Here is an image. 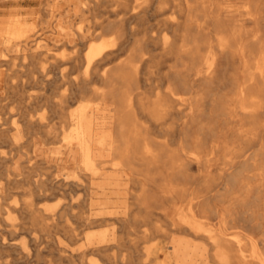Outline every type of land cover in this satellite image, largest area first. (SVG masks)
Returning <instances> with one entry per match:
<instances>
[{
  "label": "bare ground",
  "instance_id": "bare-ground-1",
  "mask_svg": "<svg viewBox=\"0 0 264 264\" xmlns=\"http://www.w3.org/2000/svg\"><path fill=\"white\" fill-rule=\"evenodd\" d=\"M82 1L78 16L84 28L75 30L78 42L71 46L76 53L72 57L64 52L61 58L48 61L53 50L48 43L40 49L41 45L14 40L3 48L1 61L15 53L30 62L48 55L42 59V71L63 66L69 91L52 98L28 95L30 110L50 103L56 107L53 115L35 116L28 111L22 116V127L14 123L8 129L0 124V264H33L44 256H51L54 263L85 264L83 255L88 253H77L81 248L119 253L122 263L127 247L141 254L138 264H151L164 254L173 232L202 241L212 264H264V195H260L264 193V152L242 164L240 155L234 153L223 165L211 163L212 157L218 159L222 135L206 144L201 104L199 100L190 103L187 87L190 79L218 90L224 85L230 93L225 101L230 128H236L243 140L260 135L264 129V0L162 2L159 14L174 9L177 14L163 21L164 28H174L172 39L163 35L152 46L162 51L157 69L173 59L182 68L174 73L176 88L161 82L149 91L137 85L147 52L143 46L138 49V41L129 50L122 28L126 19L137 15L138 0ZM40 4L53 16L52 26L71 2L41 0ZM101 14L106 16L102 19ZM184 26L191 30L189 47L178 44ZM107 32H113L110 39H104ZM150 37L158 38L156 33ZM79 45H85L81 54ZM66 65L68 70L80 69L81 74L66 72ZM76 102H80L79 109H70ZM155 130L172 137L160 141L152 136ZM13 132L16 137H11ZM178 133L176 147L168 150ZM22 134L26 138L20 139ZM30 134L43 138L32 140ZM36 166L41 171L31 174ZM192 166L199 169L195 175L190 172ZM249 167L257 170L254 181L248 177ZM202 173L200 187L191 189L187 184ZM223 180L220 194L215 187ZM25 184L35 190L11 206L8 200L13 191L25 194ZM69 189H81L83 197L70 196L54 206L40 205L37 199L57 194L66 199ZM177 201L180 205L174 208ZM255 202L257 208L251 209ZM185 208L188 217L177 221L173 214ZM244 214L255 216L254 222L239 225ZM94 228H102L103 233L96 236L90 232ZM154 234L161 241L147 242ZM79 238V250L66 249L65 241ZM192 244L184 240L179 248L186 253ZM107 259L117 262L115 257Z\"/></svg>",
  "mask_w": 264,
  "mask_h": 264
},
{
  "label": "rangeland",
  "instance_id": "rangeland-1",
  "mask_svg": "<svg viewBox=\"0 0 264 264\" xmlns=\"http://www.w3.org/2000/svg\"><path fill=\"white\" fill-rule=\"evenodd\" d=\"M57 1H61V0H57ZM67 1L71 2V4L63 8V10L61 9V12L58 15L57 20L53 22L52 26H50L49 23H52L51 20L54 18L47 9L42 8V5L40 4L41 0H2L0 1V12H1L0 13V76H1L0 77V84H1L0 85V88H1L0 89V124H2V127H6L9 129L14 125V123H17L19 127H22L23 125L22 116L23 114H26L28 111L33 113L35 116H40L41 113H44L42 115H45L46 117L53 115L52 113L56 111L55 105L50 104V103H47V105H44L43 107H37L36 109L30 110V108L27 107V100H28L27 97L29 94L36 95V96L43 95V97L45 98H52V97H56L57 95H59V93H66L69 91L68 84L65 81L64 76L62 74L63 69H64L63 66L54 67L52 69L47 68L46 70L42 71L41 67L45 65L43 60L46 56L48 57V55L46 54H41L40 57L34 59L33 62H30L28 60L22 61L20 59L19 53L18 54L15 53L13 55L9 54L7 58H5V61H1L4 46L8 44L9 42H14V40L21 41V43L28 41L30 44L35 45V46L41 45L40 49L42 47L45 48L42 45L45 43H48L47 47H51L53 50H56V52H54L53 50L50 52L48 61L50 60L52 61L55 57L61 58L59 57V55L64 52L67 55V57H72L74 54H76V53L74 54L72 53L73 48L71 46H73V44L75 45V42H78V38L76 36L75 30H78V29L81 30L84 28V22L78 16L79 15L78 12H80L83 1L82 0H67ZM165 1L167 0H164V1L163 0H138L137 15L130 20L126 19L123 22V26H122V28L124 29L123 36H126V38L128 39L127 44H128L129 50L134 49L138 41V49L139 47L143 46L147 52L148 59L141 69V73L138 76L139 82H137V85L140 84L141 89L145 91H149L150 89L154 88L157 84H160L161 82L162 83L164 82L165 83L164 85L169 83L171 84L173 88H176L177 87L175 85L176 82L173 79L174 73L182 68V64L179 63L176 59H173L170 62H168L166 64L167 66H165L164 68L157 69V65L162 59V51L160 49L155 50L153 49L152 46L154 43L159 41L163 35H167L168 37L172 39L174 35V28H171V27L164 28L165 26H164L163 21L165 19H170L172 15L174 16L177 14V10L175 9L172 12L168 11L166 14H159L158 8L160 7V5L163 6L162 2L164 3ZM192 1L193 0H189V2L191 3ZM105 16H106L105 14H101L102 19ZM76 18L79 20H77ZM45 20L47 21L45 22ZM52 27L55 29V32H54V29L53 30L51 29ZM49 29H51L52 31H48ZM136 31H138V34L134 35L133 32H136ZM155 33H156V36H158V38L157 39L153 38L152 40L150 36L152 34L154 35ZM179 33H180V41L178 44L182 43L186 47H189L190 46L189 36L191 35V30L188 27L184 26L180 29ZM112 36H113V32H107L104 35V39H110ZM100 42H101V38L97 40V43H100ZM146 43L147 44L151 43L152 44L151 47H146L147 46L145 45ZM77 47H79L78 53L81 54L82 53L81 51L84 50L85 45H79ZM47 64L48 63H46V65ZM65 67H66L65 68L66 72L72 71V70H68L69 69L68 65H66ZM72 73L73 75H80L81 70L74 69ZM33 77L38 78L37 83L32 82ZM213 86L214 85L212 84H202L201 82H193L192 79L188 81V85H187L190 91V99H189L190 103L193 105L195 101L199 100L201 104V112L203 114V138L206 144H210L211 141L216 139L218 136L222 135V138H221L222 146L220 147L217 153L218 159L215 160L212 157L210 162L215 163V164L219 163L223 165L224 162L228 160L229 155H231V153H234V155H240L239 161L241 162L240 164H242L245 159L251 158L255 154L262 155L264 152V129L261 131L260 135L255 140L241 139L238 133L236 132V128H230L232 126L231 125L232 123L231 121H229V115H228L229 113L227 112L226 105H225L226 98L228 96L230 97V93H228V88L224 87L223 85L218 90V89H215ZM215 90H217L216 91L217 95H216ZM211 96H213L212 99H210ZM214 99L215 101H213ZM223 105H224V108L222 107ZM79 106H80V102L79 103L76 102L71 106L70 109H74V108L79 109ZM208 106L209 107L211 106V107L208 108ZM55 119L57 120V118ZM226 126L229 128H227ZM23 128H24V131L25 130L27 131V129L29 130V128H26V127H23ZM22 135L20 136V139L21 137L22 139L26 138V134H22ZM39 135L40 134H32V135L30 134L27 136H29L28 138L32 136L31 137V139L33 138L32 140L37 139V141H39L41 138H43L41 135L40 136ZM230 135H231V138H230ZM16 136L17 135L15 132H13V134L11 135V137H16ZM152 136L159 138L160 141H162L164 138L168 137L170 139V137H172L169 132H165V131L160 132L157 130L152 132ZM179 138H180V135L178 133V135L174 138L175 141H171L168 144L167 149L171 150L174 147H176V141H178ZM47 143L53 146L52 142L48 141ZM224 145H226V147ZM232 147H234L235 149V150L233 149L234 151L230 150ZM216 167L217 166H214L212 168L213 172L216 171L217 169ZM15 170L18 171L19 167L17 166ZM39 170L41 171V168L39 166H36V168L31 169L30 172L32 174L33 171L36 172ZM201 170L205 172L209 169L202 168ZM198 171H199L198 168H196L195 166H192V169L190 172L195 175ZM256 172L257 170L254 167L248 168V175H249L248 177H250L251 181H254V177H255L254 174ZM203 177H204V173H202V175L201 174L197 175L196 180L191 183H188L187 185L191 187V189L196 190L197 188L200 187V183ZM51 182L52 181H49V183ZM223 183H224V180L222 181V185H217L215 187V190H218L220 194H223L224 192ZM23 187L25 188V194H22L20 190L13 191L10 199L8 200L11 206L19 205L24 199H26L27 197L28 198L30 197L31 193L33 192L32 190H35L32 184H25L23 185ZM67 191L68 192H67L66 199H63V197L60 194H57L56 197H47V198L41 197L37 199L40 201V205L54 206L59 202L67 201V199L70 196L78 197V198L83 197V191L81 189L79 190L69 189ZM260 195H264V193H261ZM212 202H215L214 199L212 200ZM256 203L258 202H255L251 209L257 208ZM170 205L173 206L172 203H170ZM179 205H180V202L177 201L176 205H174L173 207L178 208ZM250 212L251 211H249L248 213ZM173 216L177 221L185 220L188 217L186 208L184 210H179L178 214L174 213ZM251 218H256V217L255 216L252 217V215L250 214H244L242 218L243 221H238L237 223L239 225L242 223L243 224L253 223L254 221ZM213 221L215 222L216 218H214ZM163 224L166 225L165 222H163ZM96 229L95 228L90 229L91 230L90 232L95 233V234L97 233L96 236H99L98 234L103 233L101 230L102 228L101 229L96 228ZM234 230L238 231V228ZM258 232L259 230H256V233ZM20 238H23V235L20 236ZM81 239L79 238V241H76V240L68 241L69 243H66L67 241H65L64 243L67 246V247L65 246L66 249L68 247L69 248L73 247V249L74 248L77 249L78 247L81 248V245H82L80 244ZM173 240L175 241L179 240V242H182L184 240L192 241L193 243L192 246L199 249L198 258L201 260L200 264H212L211 261L209 260V256H210L209 248L205 246V244L202 241L193 239L186 233L173 232L171 233L167 241L166 248L169 246V244ZM83 241L84 239H82V242ZM157 241L158 242L161 241V236H159V234H154L150 238L147 239V242H150V243H154ZM81 249L79 252H77L76 250V252L82 253L86 251V253H88V254L83 255V261L85 264H90V263L92 264H111L110 262H108V259H107L108 257L117 258V262L113 264H138V262L142 260L141 254L133 253L132 249L128 247L123 252L125 259L122 261V263L118 261L120 257L119 253H113L112 251L104 252V253H94V252H88L86 248L85 250L83 248ZM163 255L162 256L159 255L156 260L157 262L154 261L151 264H162L161 261L163 260L162 258ZM44 257L39 258V261L36 260V262H32V263L33 264H53L54 263V261L50 260L51 256H46L45 258ZM92 260L94 263L92 262ZM65 263L66 262L64 261V263L55 262L54 264H65ZM165 264H170V263L165 262Z\"/></svg>",
  "mask_w": 264,
  "mask_h": 264
},
{
  "label": "crops",
  "instance_id": "crops-1",
  "mask_svg": "<svg viewBox=\"0 0 264 264\" xmlns=\"http://www.w3.org/2000/svg\"><path fill=\"white\" fill-rule=\"evenodd\" d=\"M179 240H173L164 252L163 260L170 264H200L198 248L191 246L185 253L179 248Z\"/></svg>",
  "mask_w": 264,
  "mask_h": 264
}]
</instances>
